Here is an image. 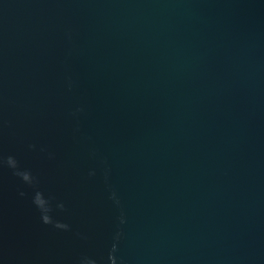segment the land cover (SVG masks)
Returning <instances> with one entry per match:
<instances>
[{
    "label": "water",
    "instance_id": "water-1",
    "mask_svg": "<svg viewBox=\"0 0 264 264\" xmlns=\"http://www.w3.org/2000/svg\"><path fill=\"white\" fill-rule=\"evenodd\" d=\"M0 264H264V0H0Z\"/></svg>",
    "mask_w": 264,
    "mask_h": 264
}]
</instances>
